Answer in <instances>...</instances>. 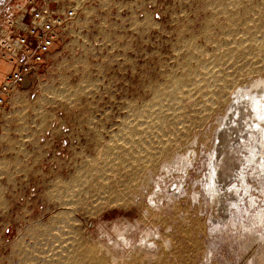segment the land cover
<instances>
[{"label":"rangeland","instance_id":"rangeland-1","mask_svg":"<svg viewBox=\"0 0 264 264\" xmlns=\"http://www.w3.org/2000/svg\"><path fill=\"white\" fill-rule=\"evenodd\" d=\"M49 1L52 8L78 7L79 16L2 120L0 264H72L70 253L93 247L108 264H264L259 163L242 150L241 169L227 184L236 199L224 218H214L218 210L204 187L233 101L243 100L236 109H244L257 96L264 99L258 39L244 44L250 55L235 56L237 66L256 62L258 70L241 72L244 83L214 112L201 94L210 87L190 98L187 76L178 109L167 116L153 108L156 89L167 86L171 74L185 73L191 51L210 63L233 47L228 29L243 32L263 22L264 0H238L234 7L229 0ZM213 2L235 8L233 26ZM226 67L236 71L232 63ZM166 143L171 148L159 154ZM120 193L121 199L114 196Z\"/></svg>","mask_w":264,"mask_h":264},{"label":"bare ground","instance_id":"bare-ground-1","mask_svg":"<svg viewBox=\"0 0 264 264\" xmlns=\"http://www.w3.org/2000/svg\"><path fill=\"white\" fill-rule=\"evenodd\" d=\"M239 1L238 0H229V6L230 7H234L235 5H237ZM214 3V2H213ZM225 3V2H224ZM220 2H215L213 5L215 6H220V9L223 13H225V16H229V22L230 25L233 26L235 24V22L237 21L235 18L236 15L235 13H233L232 10H234L233 8H231L232 10L229 11L230 7L226 4V5H220ZM241 4V3H240ZM241 7V6H240ZM252 7V6H251ZM257 7V6H256ZM255 7V8H256ZM248 8V7H247ZM246 9V8H245ZM253 9V8H252ZM261 9V10H260ZM260 13L261 16H264L262 14H264V8H260ZM249 10V9H248ZM247 11V10H246ZM256 11V10H255ZM238 12V11H237ZM239 13V12H238ZM240 14V13H239ZM253 14V13H252ZM248 15V12L247 14ZM227 16V17H228ZM241 16V15H240ZM253 16V15H250ZM244 17V16H243ZM246 17V16H245ZM244 17V18H245ZM256 17V16H255ZM254 17V18H255ZM247 18V17H246ZM249 18V17H248ZM261 18V17H260ZM242 19V18H241ZM257 19V18H255ZM263 19V18H262ZM261 20V19H260ZM241 21V20H240ZM246 21V20H245ZM257 21V20H256ZM243 22V21H242ZM246 23V22H245ZM248 23V22H247ZM250 23V22H249ZM248 23V24H249ZM228 24V22H227ZM251 24V23H250ZM229 26V25H228ZM230 26V27H231ZM236 26V25H235ZM239 26V24H238ZM242 26V25H241ZM250 26V25H249ZM253 26V25H252ZM249 27L246 28L244 27L243 32H237L236 28L232 29H226L227 33L230 35L232 34L234 36L233 41H232V46L230 47L228 52L223 55V56H217L215 57V59H213L210 63H206L205 61H203L200 56H193L194 52L191 51V56L190 57L192 59V62L190 60V58H188V64L185 67V70L183 69V71H185V73L180 75H176V74H171L169 76L167 86L165 85L162 88L156 89V93L157 95L155 96V98L157 97V104L153 107L155 109L157 108L159 110V108L162 110V114L164 115L165 113H163V111H166L167 116H168V112H174L176 109L179 108L180 102L182 101V99L180 98L181 95V88L184 87L185 85V77L187 76L188 81L191 82V86H190V90H188V95H190L191 98V93L195 91V93H201L203 87H210V90L208 92H202V96L203 97H207V99L204 101V107H206V109L208 110H212L213 106L215 104H219L222 103L225 100V97L227 96V94L235 88H237L238 86H240L241 84V76H243L241 74V72L245 73V72H249V71H256L258 70L255 63H249V64H243V65H236L237 64V58L235 57L237 54H242L243 56H248L250 55V52H252V48L251 47H245L244 44L249 42L250 40H256L258 39V49L264 51V21L261 22L260 24H256L253 28ZM211 27V26H210ZM240 28V27H239ZM242 29V28H241ZM224 30V29H223ZM235 30V31H234ZM251 42V41H250ZM253 42V41H252ZM194 43V42H193ZM224 43V42H223ZM249 44V43H248ZM191 47H193V45L189 44V49L191 50ZM193 50L194 47H193ZM190 52V51H189ZM197 52V51H196ZM200 52V51H199ZM241 56V55H240ZM187 58V57H186ZM236 59V60H235ZM244 59V58H243ZM264 59V57H263ZM251 60V59H250ZM187 62V61H186ZM229 63H232L233 65V69H235L236 71H229V68L226 67L229 65ZM257 64V63H256ZM260 64V63H259ZM264 65V64H262ZM231 66V65H230ZM237 66V67H236ZM235 67V68H234ZM232 68V67H230ZM182 70V69H181ZM232 70V69H230ZM179 74V73H178ZM260 77V76H259ZM258 81V80H257ZM243 82V81H242ZM244 83V82H243ZM261 83V82H260ZM264 84V82H263ZM262 83L260 84L261 86L263 85ZM255 85V84H254ZM259 85V86H260ZM186 86V85H185ZM252 86V85H251ZM187 87V86H186ZM202 87V88H201ZM255 87V86H253ZM241 88V87H240ZM260 88V87H259ZM248 89V88H247ZM254 89V88H252ZM257 90V89H256ZM233 91V90H232ZM246 91V90H245ZM234 92V91H233ZM239 92V91H238ZM252 92V91H251ZM261 92V91H260ZM236 93V92H235ZM242 93V92H241ZM240 93V95H241ZM194 94V93H193ZM230 94V93H229ZM243 94V93H242ZM247 94V93H246ZM250 94V93H249ZM247 94V96L249 95ZM256 94V92L254 93ZM195 95V94H194ZM194 95H192V98H196L194 97ZM244 95V94H243ZM262 95V94H260ZM196 96V95H195ZM246 96V97H247ZM252 96V95H250ZM255 96V95H254ZM264 96V95H263ZM262 96V97H263ZM183 97V96H181ZM234 97V96H233ZM239 97V96H238ZM245 97V95H244ZM249 97V96H248ZM254 98V97H253ZM256 98V97H255ZM257 96V99L253 102H247L245 107V111L242 107H239L236 109V105L241 103L243 105V100H239V98H237L236 101H233L234 103L231 106V112L230 114H228L229 120L227 122V125H223L222 127L225 126L223 132H222V136L220 137V142L219 144L216 146L214 151L213 156L210 158L211 159V172L208 178L207 183L205 184L206 186H204L206 189L205 191H207V194L209 196L210 202H211V206L213 208H217L218 210V214L216 216H214V218L217 217H222L224 218V214H226L227 212H229V206L231 204V200L232 199H236L235 194L236 190L233 188H228V182L229 180H231L230 178L233 176L235 170L237 171V168H240L241 166V162L244 159L242 157V150H246L247 153L246 155L248 156L249 159L259 163V169L261 171V173H264V99L263 98H259ZM198 99V98H197ZM243 99V96H242ZM156 100V99H155ZM194 100V99H193ZM229 100V99H228ZM246 100V99H245ZM153 101V100H152ZM202 102V101H201ZM200 103V102H198ZM151 105V104H149ZM167 105V106H166ZM241 105V106H242ZM147 105H145L146 107ZM198 106V105H197ZM240 106V105H239ZM148 109H150V106H147ZM238 107V106H237ZM244 107V106H243ZM151 108V109H153ZM199 108V107H198ZM216 108V107H214ZM146 109V111L148 110ZM150 109V110H151ZM197 109V108H196ZM218 109V108H217ZM217 109H215L217 111ZM144 110V109H143ZM194 110V109H193ZM214 110V109H213ZM212 110V111H213ZM237 110V112H236ZM137 111V110H136ZM140 111V110H139ZM149 111V110H148ZM157 111V110H156ZM200 111V110H199ZM142 111H140L141 113ZM145 112V110H144ZM195 112V111H194ZM211 112V111H210ZM214 112V111H213ZM147 113V112H146ZM158 112H156L157 114ZM199 113V112H198ZM137 114V113H136ZM142 114V113H141ZM181 114V113H180ZM179 114V116H180ZM201 114V113H200ZM138 115V114H137ZM188 115V114H187ZM195 115V114H194ZM198 115V114H197ZM161 115H159L158 117L160 118ZM166 116V117H167ZM170 117H172L169 114ZM200 116V115H199ZM210 116V115H209ZM157 118V116H155ZM165 117V116H164ZM162 117V118H164ZM201 117V116H200ZM203 117V116H202ZM205 117V116H204ZM140 118V117H139ZM150 118V117H149ZM152 118V117H151ZM158 120H162L159 119ZM175 118V117H174ZM186 118V117H185ZM191 118V117H190ZM171 119V118H170ZM200 119V118H199ZM203 119V118H202ZM205 119V118H204ZM228 119V118H227ZM156 120V119H155ZM157 120V121H158ZM196 121V120H195ZM204 121V120H203ZM224 121V120H223ZM165 122V121H164ZM161 123V124H165V123ZM188 122V121H187ZM206 122V121H205ZM173 123V122H172ZM182 124V122L180 123V125ZM225 124V123H224ZM137 125V124H136ZM135 125V126H136ZM148 125V124H147ZM150 125V124H149ZM166 125V124H165ZM185 125V124H184ZM187 125V124H186ZM194 125V124H193ZM198 125V124H197ZM200 125V124H199ZM163 126V125H162ZM172 126V125H171ZM131 127V125H130ZM153 127V126H152ZM156 127V126H155ZM166 127V126H165ZM164 127V128H165ZM168 127V126H167ZM179 127V126H178ZM132 128V127H131ZM134 128V127H133ZM171 128V127H170ZM176 128V127H174ZM189 128V127H188ZM200 128V127H199ZM249 128V129H248ZM167 130V129H165ZM123 131V130H122ZM131 131V130H130ZM146 131V130H145ZM173 131V130H172ZM177 131V129H176ZM179 131V130H178ZM175 132V133H178ZM170 132V131H169ZM190 132V131H189ZM131 133V132H129ZM136 133V132H135ZM155 133V132H154ZM171 133V132H170ZM181 133V132H180ZM192 133V132H191ZM133 134V132H132ZM149 134V133H148ZM172 134V133H171ZM184 134V133H183ZM241 134V135H240ZM177 135L178 134H174ZM181 135V134H180ZM179 135V137H181ZM186 135V134H185ZM132 136V135H131ZM184 136V135H182ZM133 137V136H132ZM178 137V138H179ZM186 137V136H185ZM162 138V137H161ZM131 139V138H130ZM129 139V140H130ZM181 139V138H180ZM219 139V138H218ZM128 140V141H129ZM132 140V139H131ZM154 140V139H153ZM176 140V139H175ZM191 140V139H190ZM179 141V140H178ZM130 142V141H129ZM159 142V141H158ZM157 142V143H158ZM177 142V141H176ZM190 142V141H189ZM188 142V143H189ZM193 142V141H192ZM218 142V141H217ZM163 143V142H162ZM172 143V139L171 142ZM168 143H166V145H164L163 147L160 148L159 154H166L167 149L169 148L170 145H168ZM185 143V142H184ZM138 144V143H137ZM173 145V144H172ZM174 147V146H173ZM176 147V146H175ZM123 148V147H122ZM141 148V147H140ZM171 148V146H170ZM116 149V148H115ZM120 149V148H119ZM175 149V148H174ZM130 150V149H129ZM135 152V148L133 149ZM108 151V150H107ZM125 151V150H123ZM128 151V150H127ZM145 151V149H144ZM148 151V150H146ZM151 151V150H150ZM155 151V150H154ZM126 152V151H125ZM132 153V151H130ZM133 152V155H135ZM138 152V151H137ZM130 153V154H131ZM213 153V152H212ZM116 154V153H115ZM120 154V153H119ZM124 154V153H123ZM151 154H153L151 152ZM128 154H126L127 156ZM132 155V156H133ZM139 155V154H138ZM141 155V154H140ZM145 155V152H144ZM245 155V154H243ZM131 156V155H130ZM131 156V157H132ZM172 156V155H171ZM211 156V155H210ZM124 157V156H123ZM130 157V158H131ZM138 157V156H137ZM141 157V156H140ZM138 157V158H140ZM147 157V156H146ZM150 162H152L153 158H155L153 155L150 156ZM157 157V156H156ZM166 157V156H165ZM134 158V157H133ZM149 158V157H147ZM144 159V158H143ZM152 159V160H151ZM159 159V158H158ZM128 160V159H127ZM250 160V161H251ZM125 161V160H124ZM134 161V160H133ZM154 161V160H153ZM159 161V160H158ZM166 161V160H165ZM140 162V160H139ZM142 162V160H141ZM160 162V161H159ZM132 163V162H131ZM135 163H138L135 162ZM143 163V162H142ZM148 163V161H147ZM125 164V163H124ZM127 164V163H126ZM140 164V163H138ZM153 164H155L153 162ZM159 164V163H158ZM105 165V164H104ZM144 165V164H143ZM142 165V167H143ZM149 165V164H148ZM148 168L149 169V167ZM151 165V164H150ZM160 165V164H159ZM257 165V164H256ZM145 166V165H144ZM155 166V165H154ZM258 166V165H257ZM133 167V166H132ZM141 167V166H140ZM167 167V166H166ZM131 168V166H130ZM137 168V166H136ZM135 168V169H136ZM109 169V168H108ZM128 169V167H127ZM152 169V168H151ZM241 169V168H240ZM139 171L134 172L137 173L134 175V181H136V183H139L141 180L140 177V168L138 169ZM146 170V169H145ZM168 170V169H167ZM111 172V171H110ZM239 172V171H238ZM241 173V172H240ZM114 174V173H113ZM118 174V173H117ZM109 175V174H108ZM142 175V173H141ZM130 176L132 177L133 175L130 174ZM236 176V175H235ZM243 176V174H242ZM129 177V176H128ZM127 177V179H129ZM237 177V176H236ZM245 177V176H243ZM107 178V177H106ZM133 179V178H131ZM233 179V178H232ZM126 180V179H125ZM124 180V181H125ZM149 180V179H148ZM127 181V180H126ZM125 181V182H126ZM241 181V178H240ZM95 182V181H94ZM114 182V181H113ZM129 182V181H128ZM243 182V181H242ZM241 182V183H242ZM78 183V182H77ZM115 184V183H114ZM117 184V182H116ZM127 184V183H124ZM130 184V183H129ZM135 184V183H134ZM222 185L225 187V190L222 191L219 188V185ZM111 185V184H110ZM133 185V183L131 184ZM245 185V184H243ZM128 186V185H126ZM236 186V185H235ZM109 187V186H108ZM124 187V186H123ZM131 190H134V188L132 189L131 186H129ZM139 187V186H138ZM153 187V186H152ZM244 187V186H243ZM235 188V187H234ZM110 189V188H109ZM139 189V188H138ZM143 189V188H142ZM239 189V188H238ZM248 189V188H247ZM246 190V188H245ZM85 191V190H84ZM116 189L112 192H115ZM128 191V190H127ZM150 191V190H149ZM238 191V190H237ZM123 192V191H122ZM129 192V191H128ZM135 192V191H134ZM150 193V192H149ZM120 194L114 195L117 196V198H120ZM154 195V194H153ZM112 196V195H111ZM109 197V196H108ZM122 197V196H121ZM111 198V197H110ZM114 198V197H113ZM128 198V197H127ZM121 199V198H120ZM116 200V198H115ZM108 201V200H107ZM114 201V200H113ZM117 201V200H116ZM122 201V200H120ZM101 202V201H100ZM118 202V201H117ZM124 203V202H123ZM96 206V205H95ZM141 207V206H140ZM126 208V207H125ZM215 208V209H216ZM97 209V208H96ZM141 209V208H140ZM188 209V208H187ZM153 210V209H152ZM151 211V210H150ZM163 211V210H162ZM216 211V210H214ZM148 212V211H147ZM164 212V211H163ZM159 213V212H158ZM217 213V211L215 212ZM223 213V214H222ZM163 214V213H161ZM178 214V213H177ZM213 214V213H212ZM262 214V213H261ZM151 215V214H150ZM140 220V219H139ZM162 220V218L160 219ZM159 221V220H156ZM167 222V221H166ZM169 222V221H168ZM150 223V222H149ZM155 223V221H154ZM159 223V222H158ZM164 223V222H163ZM183 223V222H182ZM157 224V223H156ZM189 224V223H188ZM158 225V224H157ZM156 225V226H157ZM160 225V224H159ZM168 225V224H167ZM165 226V225H164ZM172 226V225H171ZM183 226V225H182ZM180 227V226H179ZM178 228V227H177ZM184 228H186L184 226ZM181 229V228H180ZM186 230V229H185ZM184 230V231H185ZM183 230L181 229L180 232H182ZM186 232V231H185ZM183 232V233H185ZM163 233V232H162ZM187 233V232H186ZM185 233V234H186ZM182 235V234H181ZM166 236V234H165ZM170 236V235H168ZM167 237V236H166ZM188 237V236H187ZM74 238V237H73ZM164 238V237H163ZM169 238V237H167ZM169 240V239H168ZM69 241V240H68ZM164 241V240H163ZM86 242V241H85ZM190 242V241H189ZM81 243V242H80ZM92 244V243H91ZM72 245V243H71ZM90 245V244H89ZM182 245V244H181ZM192 245V244H191ZM63 246V245H62ZM68 246V245H67ZM190 246V245H189ZM104 247V246H103ZM83 248V247H82ZM90 248V246H89ZM84 249V248H83ZM100 249L97 248H91L87 251L84 252H75V253H70V255L67 257L69 258V260H73L72 264H108V260L106 257H101L98 256V252ZM199 250V249H198ZM98 251V252H97ZM165 251V250H164ZM101 252V250H100ZM166 253V251H165ZM191 254V253H190ZM101 255V254H99ZM166 255V254H164ZM135 259V258H134ZM178 259V258H177ZM67 260V259H66ZM66 262V261H65ZM69 262V261H68ZM114 263V261H113ZM68 264V263H67ZM158 264V263H157Z\"/></svg>","mask_w":264,"mask_h":264},{"label":"built area","instance_id":"built-area-1","mask_svg":"<svg viewBox=\"0 0 264 264\" xmlns=\"http://www.w3.org/2000/svg\"><path fill=\"white\" fill-rule=\"evenodd\" d=\"M50 3L29 0L27 23H22L11 8L0 11V60L13 67L0 83V129L4 115L15 111L14 95L22 94L26 82L35 80L79 16L78 7L52 8Z\"/></svg>","mask_w":264,"mask_h":264},{"label":"crops","instance_id":"crops-1","mask_svg":"<svg viewBox=\"0 0 264 264\" xmlns=\"http://www.w3.org/2000/svg\"><path fill=\"white\" fill-rule=\"evenodd\" d=\"M28 2L29 0H1L0 11L5 8H11L22 23H27L31 15ZM12 69L13 67L7 62L0 60V83L3 81L4 75L11 72ZM28 86H30V82H26L24 85V89H26L23 92H28ZM13 105L15 107V95L13 97Z\"/></svg>","mask_w":264,"mask_h":264}]
</instances>
